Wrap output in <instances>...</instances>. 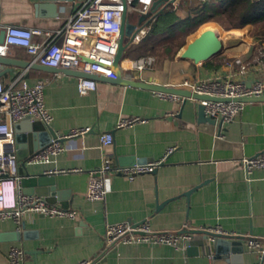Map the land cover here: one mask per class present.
<instances>
[{
  "label": "crops",
  "instance_id": "crops-1",
  "mask_svg": "<svg viewBox=\"0 0 264 264\" xmlns=\"http://www.w3.org/2000/svg\"><path fill=\"white\" fill-rule=\"evenodd\" d=\"M84 1L0 0V32L6 24L58 29ZM201 1L175 0L169 5L184 18L192 15ZM136 14H127L133 24L137 23ZM206 23L213 22H203L201 27ZM208 28L215 29L223 41V49L212 58L195 62L181 56L187 43L204 28L185 40L162 65L136 69L130 60L144 55L141 47L151 36L149 31L144 41L132 42L125 49L120 61L123 75L181 87L185 79L230 77L250 83L264 72L257 63L263 57L264 39L258 37L256 25ZM41 38L34 36V40ZM14 58L34 62L21 47ZM227 61L232 65H226ZM238 62L250 65L251 70L239 72ZM5 67L0 74L5 84L25 81L32 85L38 78L45 80L44 103L52 115L54 135L84 126L90 129L62 138V149L48 160L27 158L25 162L29 172L53 178L52 203L75 210L76 216L32 213L19 225L12 219L0 220V264H9L11 247L22 249L20 264H77L85 259L91 264H256L260 260L246 240L255 237L264 246V171L253 168L247 172L242 158L264 152V101L245 102L231 121L213 123L199 119L193 98L174 100L152 89L106 80H97L96 89L81 94L77 75L29 65ZM122 117L138 119L117 126ZM105 131L112 133L113 140L103 151L99 134ZM170 147L153 171L132 179L113 174L104 199L85 196L89 171L101 165L103 153L117 166L159 159ZM43 186L52 193L50 183ZM143 219H149L155 231L190 233L220 227L235 232L231 240L239 242L226 252L216 250L210 238L199 246H186L185 240L177 246L148 242L105 245L107 223Z\"/></svg>",
  "mask_w": 264,
  "mask_h": 264
},
{
  "label": "built area",
  "instance_id": "built-area-1",
  "mask_svg": "<svg viewBox=\"0 0 264 264\" xmlns=\"http://www.w3.org/2000/svg\"><path fill=\"white\" fill-rule=\"evenodd\" d=\"M152 2L153 0H85L74 9L60 28L54 30L6 24L2 28L4 35L0 41V55L14 58L17 56L18 47H21L34 62L41 65L115 77L112 66L117 52L121 12L125 9L127 13L147 14ZM151 22L150 17L144 21L133 42L139 43L147 38ZM34 36L42 38L34 40ZM261 56L263 57L258 58L257 63L262 64L264 69V42L261 45ZM130 62L134 68L141 70L151 66L152 57L141 55L131 59ZM226 65L231 66L232 61H227ZM236 66L241 73L251 70V66L243 62H238ZM44 85L43 78H38L32 85L25 81L20 85L5 84L0 76V220L12 219L18 225L26 215L32 213L71 218L77 214L75 210L51 203L39 194H26L20 189L21 173L16 155L14 124L23 118H29L41 120L45 125L50 126L52 115L44 103ZM96 86L97 79L77 76L79 93H87L96 89ZM181 87L191 92L215 97L195 100L197 104L203 105L206 116L223 123L231 121L243 110L245 102L237 98L264 94V72L250 83L230 77L192 82L185 79ZM157 93L174 100L183 98L181 95L169 92L157 91ZM137 119L138 117H122L117 126L128 125ZM89 129L90 127L84 126L73 128L66 134L54 135L49 143L30 155L28 160H48L51 154L62 149V138L83 134ZM99 140L103 151H106L113 140L112 133L101 132ZM171 150L172 147L168 148L159 159L117 166L112 164L109 155L103 153L101 165L89 171L85 196L93 200L104 199L111 175L119 174L132 179L137 174L153 171ZM242 162L247 172L253 168L264 171V152L244 156ZM202 230L221 235H237L220 227H207ZM189 238L190 233L186 231H155L149 219L109 222L104 231L105 245L115 242H148L177 246L181 240ZM209 238L214 239V236L210 235ZM246 241L250 248L259 253L260 260L256 264H262L264 246L260 239L249 237ZM22 255L21 248L11 247L9 264H20ZM77 264H91V260H81Z\"/></svg>",
  "mask_w": 264,
  "mask_h": 264
},
{
  "label": "water",
  "instance_id": "water-1",
  "mask_svg": "<svg viewBox=\"0 0 264 264\" xmlns=\"http://www.w3.org/2000/svg\"><path fill=\"white\" fill-rule=\"evenodd\" d=\"M174 0H153L150 10L147 14L140 13L138 14L137 23L133 24L129 21L127 16V12L124 9L121 12L120 17V28L118 35V46L117 52L115 55L114 63H113V72L115 77H105L102 74H88L78 70L67 69V68H57L48 65H41L36 62H31L28 60H20L17 58L0 55V74L7 69L6 65H14L19 64L22 66H33L41 69H46L49 71H60L67 74L77 75V76H90L97 80H106L115 83L129 84L135 85L147 89H152L155 91H163L181 95L184 99L183 101L189 97L193 99H208L215 98L205 94H198L195 92H191L189 89L173 86V85H165L162 83H158L157 81H144V80H136L130 77H125L120 67V61L123 57V53L125 49L133 42V38L136 33L139 31L141 26L144 24V21L158 9L159 6L163 7L165 5L171 4ZM4 35V29L0 32V41H2ZM223 49V41L220 38L217 31L213 28H207L199 33L194 39H192L185 48L181 52V56L183 58L192 59L195 62L203 61L212 58L217 55ZM84 59V58H82ZM10 68V67H8ZM238 100L244 102L251 101H264V94L258 96H245L239 97ZM199 119H205L210 122L215 123L214 119L209 118L204 114L203 105L198 104L197 106ZM220 123V122H219ZM15 129V141L17 143L16 155L18 160L21 161V164L24 168V172L21 173V185L23 187L22 191L26 194L36 193L39 195H44V198L49 202H54L55 197L53 194V190H55V184L52 177H48L44 174L39 173H31L28 171L25 162L27 158L32 155L35 151L45 146L50 142L51 138L54 136V131L50 126L45 125L41 120L38 119H29L23 118L14 124ZM45 183L51 184V190L47 191L43 185ZM192 233V237L185 240L184 244L186 246L193 245H205L206 239H209V236H214V240H212V245L218 251H228L230 249H235V240H231L232 235H221L209 232L207 230L202 229H194L189 230ZM234 238V237H233Z\"/></svg>",
  "mask_w": 264,
  "mask_h": 264
},
{
  "label": "trees",
  "instance_id": "trees-1",
  "mask_svg": "<svg viewBox=\"0 0 264 264\" xmlns=\"http://www.w3.org/2000/svg\"><path fill=\"white\" fill-rule=\"evenodd\" d=\"M149 17L152 18L151 36L142 45V51L154 48L159 42L174 40L178 32L188 34L207 21L225 29L254 24L258 27V37L264 39V0H204L192 15L184 18L179 17L168 4L159 6Z\"/></svg>",
  "mask_w": 264,
  "mask_h": 264
},
{
  "label": "rangeland",
  "instance_id": "rangeland-1",
  "mask_svg": "<svg viewBox=\"0 0 264 264\" xmlns=\"http://www.w3.org/2000/svg\"><path fill=\"white\" fill-rule=\"evenodd\" d=\"M131 14L137 15L136 12H130ZM215 23H206L204 25H199L196 29H194L193 31H191L188 34H181L178 32L176 38L174 40H166V42H159L158 44H155L154 48L152 49H147L145 51H142L144 55H149L152 57V62L151 65L154 63L157 66L158 65H162L163 61L165 58H169L173 52L175 50H177L178 45L181 42H185V40H187L188 38H190L191 36H193V34H195L197 31L199 32V30L201 31L204 28H208V27H214ZM150 39V36L147 38L146 41H148ZM170 41V42H168ZM166 45H169L166 46Z\"/></svg>",
  "mask_w": 264,
  "mask_h": 264
},
{
  "label": "bare ground",
  "instance_id": "bare-ground-1",
  "mask_svg": "<svg viewBox=\"0 0 264 264\" xmlns=\"http://www.w3.org/2000/svg\"><path fill=\"white\" fill-rule=\"evenodd\" d=\"M207 28V27H206ZM203 30V29H202Z\"/></svg>",
  "mask_w": 264,
  "mask_h": 264
}]
</instances>
